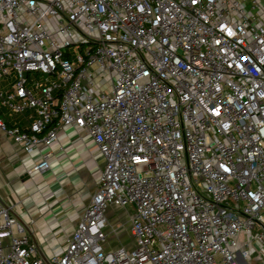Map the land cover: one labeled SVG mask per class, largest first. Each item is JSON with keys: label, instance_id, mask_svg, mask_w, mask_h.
<instances>
[{"label": "built area", "instance_id": "2783aa9c", "mask_svg": "<svg viewBox=\"0 0 264 264\" xmlns=\"http://www.w3.org/2000/svg\"><path fill=\"white\" fill-rule=\"evenodd\" d=\"M0 109L30 180L66 128L104 162L49 257L0 199V264H264L262 0H0Z\"/></svg>", "mask_w": 264, "mask_h": 264}, {"label": "crops", "instance_id": "0c3cea01", "mask_svg": "<svg viewBox=\"0 0 264 264\" xmlns=\"http://www.w3.org/2000/svg\"><path fill=\"white\" fill-rule=\"evenodd\" d=\"M1 111V110H0ZM3 117L4 111H1ZM8 127L24 125L22 117H4ZM61 146L62 149H59ZM41 151L47 147L41 146ZM53 156L50 170L35 176L32 181L25 169L39 157L29 156L22 148L0 131V199L15 206L16 215L29 226L42 257H49L65 246L74 232L80 216L95 193L101 178L103 159L93 140L85 131L66 128L58 133V142L51 145ZM120 208L111 206L107 217L119 230L128 227L130 208L126 219L120 223L115 216ZM32 222V223H31ZM113 237L110 241L112 243ZM111 247V244H110Z\"/></svg>", "mask_w": 264, "mask_h": 264}, {"label": "rangeland", "instance_id": "374dc122", "mask_svg": "<svg viewBox=\"0 0 264 264\" xmlns=\"http://www.w3.org/2000/svg\"><path fill=\"white\" fill-rule=\"evenodd\" d=\"M262 1L264 2V0H262ZM6 85H7V82H2V86H6ZM115 216L118 219H120V223L128 217V216H126L125 212H123V210H121V209L117 213H115ZM114 225L116 226V224H114ZM119 235H120L119 238H117L118 237V235H117L116 238L113 239V241L111 243V249L124 247V248H126L127 252L130 253L134 248L135 241H134L133 237H131L128 227L125 228L124 230H122V228H121L119 230Z\"/></svg>", "mask_w": 264, "mask_h": 264}, {"label": "trees", "instance_id": "16d2710c", "mask_svg": "<svg viewBox=\"0 0 264 264\" xmlns=\"http://www.w3.org/2000/svg\"><path fill=\"white\" fill-rule=\"evenodd\" d=\"M0 110H1V109H0ZM1 111H3V110H1ZM1 111H0V116H1V114H2Z\"/></svg>", "mask_w": 264, "mask_h": 264}]
</instances>
